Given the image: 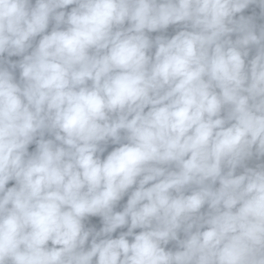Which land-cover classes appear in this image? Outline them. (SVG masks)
<instances>
[{"label":"clouds","instance_id":"1","mask_svg":"<svg viewBox=\"0 0 264 264\" xmlns=\"http://www.w3.org/2000/svg\"><path fill=\"white\" fill-rule=\"evenodd\" d=\"M0 264H264V0H0Z\"/></svg>","mask_w":264,"mask_h":264}]
</instances>
